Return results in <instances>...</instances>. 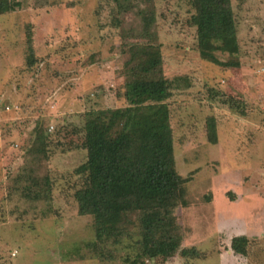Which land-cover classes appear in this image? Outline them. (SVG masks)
<instances>
[{"label": "rangeland", "instance_id": "374dc122", "mask_svg": "<svg viewBox=\"0 0 264 264\" xmlns=\"http://www.w3.org/2000/svg\"><path fill=\"white\" fill-rule=\"evenodd\" d=\"M18 1L21 9L0 16V264H132L141 253L138 215L131 237L95 248L93 218L79 215L75 194L86 182L77 173L87 161L85 114L127 106V50L144 15L154 18V39L143 44L160 46L175 84L176 167L190 179L188 206L176 213L183 247L200 252L145 264H264V0H232L238 32L219 58L238 61L234 69L201 59L189 0H132L128 13L111 0ZM30 178L51 189L47 201L25 199ZM241 235L246 257L231 248Z\"/></svg>", "mask_w": 264, "mask_h": 264}, {"label": "trees", "instance_id": "16d2710c", "mask_svg": "<svg viewBox=\"0 0 264 264\" xmlns=\"http://www.w3.org/2000/svg\"><path fill=\"white\" fill-rule=\"evenodd\" d=\"M111 1L120 13L134 9L132 0ZM189 2L201 59L223 68H239L238 61L224 62L219 58L220 53L230 50L227 42L236 39L238 32L232 0ZM21 8L18 0H0V16ZM152 25L154 18L144 15L140 29L132 36L134 44L127 50L131 54L124 72L123 98L127 106L85 114L87 161L77 169L78 174L86 176V182L77 190L75 199L79 215L93 218L95 248L104 242L119 244L131 237L130 216L138 215L141 253L132 264L168 260L177 254L183 258L200 256L195 248L183 247L184 234L176 216L180 207L188 206L186 185L190 179L182 177L176 167L168 104L175 84L164 76L160 46L149 41L143 44L154 39ZM27 44V65L33 67L36 57L31 31ZM223 103L230 102L226 98ZM207 131L209 142L217 145L214 117L207 120ZM30 182L25 187H31V192L25 199L47 201L51 189L42 190L36 182ZM248 245V237L241 235L232 239L231 248L236 255L246 257Z\"/></svg>", "mask_w": 264, "mask_h": 264}, {"label": "crops", "instance_id": "0c3cea01", "mask_svg": "<svg viewBox=\"0 0 264 264\" xmlns=\"http://www.w3.org/2000/svg\"><path fill=\"white\" fill-rule=\"evenodd\" d=\"M184 247H186L185 245H183ZM222 258V255L221 254H219V262L221 261L220 259Z\"/></svg>", "mask_w": 264, "mask_h": 264}]
</instances>
